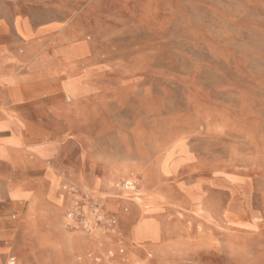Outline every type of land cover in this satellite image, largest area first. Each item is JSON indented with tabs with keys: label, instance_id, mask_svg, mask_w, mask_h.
Instances as JSON below:
<instances>
[{
	"label": "rangeland",
	"instance_id": "1",
	"mask_svg": "<svg viewBox=\"0 0 264 264\" xmlns=\"http://www.w3.org/2000/svg\"><path fill=\"white\" fill-rule=\"evenodd\" d=\"M15 24L49 143L0 264H264V0H0Z\"/></svg>",
	"mask_w": 264,
	"mask_h": 264
},
{
	"label": "crops",
	"instance_id": "2",
	"mask_svg": "<svg viewBox=\"0 0 264 264\" xmlns=\"http://www.w3.org/2000/svg\"><path fill=\"white\" fill-rule=\"evenodd\" d=\"M19 29L26 37L19 33ZM5 31L0 27V36L8 33L17 46L0 45V66L7 68H0V228L10 216L27 219L33 210L38 211L33 208L35 192L21 187L19 180L12 177L23 163L44 162L48 153L44 147L49 143L46 133H37L34 123L21 109L31 97H39L42 93L30 96L29 92L21 90L20 79L12 74L15 67L30 65L27 51L17 53L20 42L27 40L30 32L17 24L9 32ZM130 239H133L132 231Z\"/></svg>",
	"mask_w": 264,
	"mask_h": 264
},
{
	"label": "built area",
	"instance_id": "3",
	"mask_svg": "<svg viewBox=\"0 0 264 264\" xmlns=\"http://www.w3.org/2000/svg\"><path fill=\"white\" fill-rule=\"evenodd\" d=\"M77 212L75 213V212H72L70 215H69V218L71 219V220H73L74 218H77Z\"/></svg>",
	"mask_w": 264,
	"mask_h": 264
}]
</instances>
